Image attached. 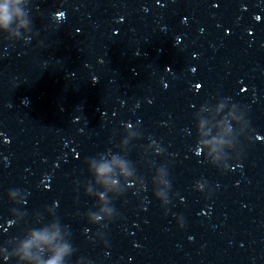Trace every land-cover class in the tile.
I'll return each mask as SVG.
<instances>
[{"label": "water", "instance_id": "obj_1", "mask_svg": "<svg viewBox=\"0 0 264 264\" xmlns=\"http://www.w3.org/2000/svg\"><path fill=\"white\" fill-rule=\"evenodd\" d=\"M22 6L32 31H0V264L54 204L68 264H264V0ZM109 149L133 174L105 244L85 161Z\"/></svg>", "mask_w": 264, "mask_h": 264}, {"label": "clouds", "instance_id": "obj_2", "mask_svg": "<svg viewBox=\"0 0 264 264\" xmlns=\"http://www.w3.org/2000/svg\"><path fill=\"white\" fill-rule=\"evenodd\" d=\"M25 0H0V31L5 33L7 36H16L19 40L20 31L19 29H30L32 31V21L25 15L24 7L22 6ZM259 19V17H257ZM15 25V27H13ZM31 37L26 38V41H30ZM95 82V80H94ZM217 144H223L224 141H216ZM118 147V146H117ZM215 150V149H214ZM107 153L112 154L111 160L104 158L103 154L97 157H91L86 159L85 163L88 166V171L92 176V180L85 185V194L90 197L96 198V211H89L86 214V218L90 224L99 225L98 239L106 244L104 239L105 234L103 229L107 223L117 218V213L112 205L114 198H119L125 194L126 191L115 189L118 184V179H114L113 176L123 177L125 180L133 174V170L130 168L132 165L131 161L127 159V156L121 157L120 153L113 154L109 149ZM239 154L236 156L238 159ZM213 166L218 169H227L229 165H221L217 160L210 162ZM117 169L119 170L117 172ZM161 171V169H156ZM164 175L168 173L165 170ZM155 177L153 176V179ZM171 190L170 180H166ZM196 188L200 191H204L206 184L198 181ZM96 191L101 192V196L105 197L101 200L96 195ZM108 193H112L108 196ZM211 190L209 189V194ZM153 195L156 199L161 202L163 207H166L170 203L169 196L163 199V192L158 189H153ZM53 213L50 223L43 224V218L35 219L37 224H41L40 227H32L27 229L22 237L13 238L14 246H11L10 254L8 248H4V252L7 254L5 260L7 261L10 257L16 260V264H68L70 257L73 255L75 249L71 244V234L67 230L66 226H61L60 221L55 216L54 208L52 207ZM48 209V208H47ZM46 209V210H47ZM103 213V215H102ZM177 221L180 227L184 226L182 217H177ZM8 246L10 247L9 242ZM83 258L77 261V264H82Z\"/></svg>", "mask_w": 264, "mask_h": 264}]
</instances>
